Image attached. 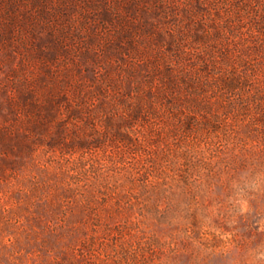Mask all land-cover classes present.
Instances as JSON below:
<instances>
[{
	"label": "rangeland",
	"instance_id": "rangeland-1",
	"mask_svg": "<svg viewBox=\"0 0 264 264\" xmlns=\"http://www.w3.org/2000/svg\"><path fill=\"white\" fill-rule=\"evenodd\" d=\"M0 264H264V0H0Z\"/></svg>",
	"mask_w": 264,
	"mask_h": 264
}]
</instances>
